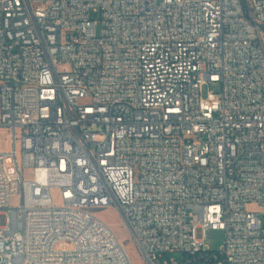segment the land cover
I'll use <instances>...</instances> for the list:
<instances>
[{"label": "built area", "instance_id": "built-area-1", "mask_svg": "<svg viewBox=\"0 0 264 264\" xmlns=\"http://www.w3.org/2000/svg\"><path fill=\"white\" fill-rule=\"evenodd\" d=\"M0 129V264H264V0H0Z\"/></svg>", "mask_w": 264, "mask_h": 264}, {"label": "rangeland", "instance_id": "rangeland-1", "mask_svg": "<svg viewBox=\"0 0 264 264\" xmlns=\"http://www.w3.org/2000/svg\"><path fill=\"white\" fill-rule=\"evenodd\" d=\"M208 92L219 93L220 87L217 84H209L204 88V95L206 96ZM13 148L12 136L9 130L0 129V153L9 152ZM20 151V147L18 146ZM250 209H255L254 206ZM101 218H103L113 229L115 235L120 240V242L126 247L129 252L133 264H147L145 259L142 257L137 244L135 243L133 236L128 228V226L123 221L119 211L113 208L99 209L95 210ZM225 241V233L220 230H209L206 234V245L212 251H219ZM69 245L66 243H60L59 248H66ZM170 259L180 258V255L173 252L169 254Z\"/></svg>", "mask_w": 264, "mask_h": 264}]
</instances>
